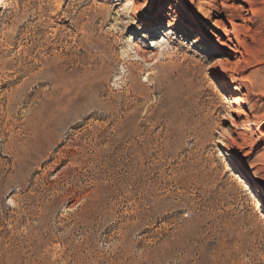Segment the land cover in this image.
Segmentation results:
<instances>
[{
    "label": "rangeland",
    "instance_id": "374dc122",
    "mask_svg": "<svg viewBox=\"0 0 264 264\" xmlns=\"http://www.w3.org/2000/svg\"><path fill=\"white\" fill-rule=\"evenodd\" d=\"M227 4L233 44L221 0H0V264H264V0Z\"/></svg>",
    "mask_w": 264,
    "mask_h": 264
},
{
    "label": "bare ground",
    "instance_id": "6f19581e",
    "mask_svg": "<svg viewBox=\"0 0 264 264\" xmlns=\"http://www.w3.org/2000/svg\"><path fill=\"white\" fill-rule=\"evenodd\" d=\"M222 1V6L226 9V13H224V19L230 24V26H231V28H232V30H229V27H227V25H225V23H224V19H222V20H216L215 22H214V25L215 26H217L219 29H221L223 32H224V35L226 36V37H228V39H229V43L230 44H233V38H231L230 36L231 35H237V24H236V17L234 16V7L233 6H229L227 3L230 1V0H221ZM215 8H217L215 5L211 8V10H208V11H205V12H203V16H202V18L203 19H205V20H210V19H212L213 18V16H214V10H215ZM162 19H165V18H162ZM172 27H170L169 29H171ZM170 34H172V33H170ZM237 37V36H236ZM238 38V37H237ZM225 46H227L228 48H230V49H232L231 48V46L229 45V44H227V43H225L224 44ZM255 45V44H254ZM253 46V45H252ZM236 48H237V46H235ZM255 48V47H254ZM254 48H252L251 47V49H253L254 50ZM233 50V49H232ZM256 50V49H255ZM233 51H235V50H233ZM235 52H238V51H235ZM247 55L249 56V57H251V58H253V59H257V58H260V55H261V53H260V51H247ZM262 59V58H261ZM264 59V58H263ZM258 60V59H257ZM264 62V61H263ZM264 72V71H263ZM52 75V74H51ZM50 77V76H49ZM52 79H51V84H53L54 85V90L53 91H55V90H57V87H59L60 85L57 83V82H59L58 81V78L56 77V75L55 74H53L52 76ZM65 83V82H64ZM67 84V83H66ZM74 85V84H73ZM82 84L81 83H77L76 85H75V88L73 89V88H71V89H73V93H75L76 94V97L78 98V96L77 95H83V93H84V91L85 90H92L91 88L94 86V85H89L88 86V84L87 85H83V86H81ZM254 85V83L252 82L251 83V86L252 87H254L253 86ZM72 87V86H71ZM65 89H67V87H65ZM70 89V90H71ZM257 89V88H256ZM260 89V91H263V94H264V81H263V84H262V86L259 88ZM68 90V89H67ZM213 91L215 92V93H217V95L219 96V97H221L222 96V94H221V91L217 88V87H214V89H213ZM63 92H64V90H63ZM67 92H69V91H67ZM65 93V92H64ZM222 98V97H221ZM52 99V98H51ZM53 100V99H52ZM56 102H57V100H56ZM66 106V105H65ZM69 106V105H68ZM61 108V107H60ZM72 109V108H71ZM59 114V113H58ZM219 140L216 142V145H218V146H223L225 143L220 139V138H218ZM225 146V145H224ZM249 180L250 181H252L253 183H261V184H263V180L261 179V178H258V177H256V176H254V175H249Z\"/></svg>",
    "mask_w": 264,
    "mask_h": 264
}]
</instances>
